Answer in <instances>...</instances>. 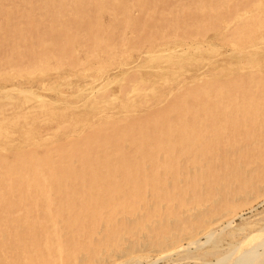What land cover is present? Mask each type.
I'll list each match as a JSON object with an SVG mask.
<instances>
[{
	"label": "bare ground",
	"instance_id": "obj_1",
	"mask_svg": "<svg viewBox=\"0 0 264 264\" xmlns=\"http://www.w3.org/2000/svg\"><path fill=\"white\" fill-rule=\"evenodd\" d=\"M33 1L36 8L21 15L24 25L42 28L48 21L53 25L51 33L56 32L57 26L64 28L66 22L60 20L66 18L60 7L46 13L41 6V2L50 4L52 0L29 2ZM95 1L85 0L88 5H98L95 7L100 11L103 6L98 3L100 0ZM219 1L228 5L226 10L230 12L225 16L222 10L223 17L220 11L214 15L221 20L212 21L215 26L222 25L220 35L224 34L214 40V47L225 54L238 55L242 61L264 49V15H259L264 11V0ZM132 2L141 12L139 21L149 22L147 32L142 25L137 26L140 32L113 26L107 28L111 38L105 40L95 28L89 31L95 24L92 19L77 29L69 27V31L61 32L76 41L67 49L69 56L64 53V59L71 61L68 60L63 79H90L83 80L73 91L54 86L55 77L47 78L50 72L46 78L41 74L29 76L32 71H43L49 63L58 64L63 60L62 52L58 56L47 55L35 61L32 68L20 70L27 76L24 81H14L9 75L13 82L0 84V103L6 97L16 98L5 105L4 113V106L0 108V198L6 187L12 196L9 205L18 212L14 222L10 212L0 209V264H156L175 252L199 246L210 254L220 242L224 228L233 226L236 208L264 197V71L253 70L247 65L249 61L228 66L209 63L208 67L204 61L198 64L195 75L173 81L169 89L167 83L158 86L157 77L170 71L168 64L176 62L175 54L213 47L204 39L211 30L202 24L210 12L204 8L194 17L183 15L178 10L182 5L179 0ZM201 3L208 8L207 0ZM155 6L161 7V18L142 12L152 11ZM123 7L127 20L128 8ZM33 11L37 12L32 14ZM100 23L104 31L105 26ZM157 29L161 31L159 35L181 43L174 47L166 42L156 43L138 51L131 62L120 65L118 78L125 95L109 93L117 78L106 69L107 58L116 59L129 52L119 51L117 43L122 36L133 37L132 32L136 31L138 35L145 32L140 37H146ZM23 30L12 26L7 32L22 38ZM197 33L201 38L194 36ZM89 34L92 46L102 43L103 47L95 51L88 48ZM255 41L259 43L253 45ZM188 54L178 57L190 62L192 55ZM139 69L150 75L130 77ZM247 72L252 81L245 83L241 77ZM49 95L54 96L53 100H47ZM90 99L95 104L90 103L92 108L81 112L84 116L72 114L75 108L83 109L82 102ZM68 111L72 113L63 117ZM45 117L50 122L43 124ZM87 128L89 134L84 133ZM93 128L98 132L93 134ZM4 143H12L10 147L17 155L3 166ZM38 149H44L50 158L33 156ZM47 171L50 172L46 174ZM29 201L35 207H27L25 203ZM7 222L17 223L11 233L7 232ZM258 230L227 250L224 248L211 264H264V250L258 249L264 245V235ZM258 237L263 240L255 244ZM8 244L14 247L7 248ZM247 244L252 246L244 249ZM247 252L250 258L246 259Z\"/></svg>",
	"mask_w": 264,
	"mask_h": 264
},
{
	"label": "rangeland",
	"instance_id": "obj_2",
	"mask_svg": "<svg viewBox=\"0 0 264 264\" xmlns=\"http://www.w3.org/2000/svg\"><path fill=\"white\" fill-rule=\"evenodd\" d=\"M29 1L30 0H0V29H2V30H0V79H1L0 80V84H2V85H7V84L11 83V81L13 82V80L15 81L17 79H19V80L22 79L21 81H24V79L27 78V76H26V74H23V75L20 74L21 73V72H19L20 70H23L24 68H32V65H33V63L35 61L38 62L39 60L46 58L47 55L48 56L49 55H51V56L52 55L58 56V55H61V52H62V54H63V60L60 61L58 64H52V63L50 64L49 63V64L46 65V67H45V69L43 71H38V70H35L34 72L32 71L31 73H33V74H31L29 76L30 77L31 76L33 77L34 75L41 74L42 76H44V78H46V76H47L46 74H48L50 72L48 74L47 78L49 79V78L55 77V79H54L55 80L54 86H57L58 85V87L60 89H63V90H66V91L71 92V91L74 90L72 88L78 87L80 85V83H82L83 80H87L88 77L87 76H85V77L84 76H82V77L81 76H75V78L72 77L73 79H71V78L70 79H63V77L66 74V72H65L67 70L66 67H67V65L70 64L69 61H71L69 58L68 59H64V56H65L64 53L66 52V55L68 57L69 56V53H67V49L69 47H71V45H75L76 44V41L75 40L68 39L67 36H65L64 33L61 35V32H63V29L64 30L65 29H68L67 31H69V27H71L72 29H77L78 27L83 26L84 24L87 23V21H89L90 19H92V21H94L95 24H94V26L89 31L94 30V28H95V30L97 31V33H99V35H100V37L102 39L105 38V40L106 39L108 40V39L111 38L110 37L111 36L110 32L107 31L108 30L107 29L108 27H111L112 28L113 26H115L116 28H122L120 30H124V31L126 30V28H129V30H132V29L135 30L136 29L137 32H140V31H138L139 29H137V28H140V27H144L145 26L143 31L147 32L148 28L151 27L150 24H149V22L146 21V19H144L143 21H139V17H140V13L141 12H140V10L135 5H133L132 0H100V2H98V3H100L103 6V8H101L100 11L98 9L96 10V7L98 5H96V4H90V5H88L85 2V0H83V1L82 0H77V2H75V0H61V3H59L58 0H52L50 2V4L42 3L41 2V6L46 8V10H47V11H45L46 13L47 12H50V11L52 12L53 11V8H56V7L59 8L60 7L62 13L65 14L64 16L66 18V20H60V21L62 23L63 22H66V23H63L65 25L64 28H62L60 26H57L56 27L57 30L55 29L56 32L55 33H51L50 32V27H53V25L50 24V22H48V21H46L47 23L45 22L46 25L43 26L42 28H40V27L38 28L37 26H28V25L26 26V25H24V23H26V22H25V20L23 19V17L21 15L22 14H25V12H26L25 10H27V9H31V10L34 9V8H31V7H35L36 8L35 1H33V2H29ZM94 1L95 0H93V2ZM114 1H116V2H114ZM179 1H180V4H182V5L179 7L178 10H180L181 11L180 13L183 14V15L185 14V15H190V16L194 17L195 15H198L199 14V11H201L202 9L205 8V9H209V12H210L209 16H211V14L214 16V15L217 14L218 11H220L219 12L220 17H223V13H221L222 10L226 12V13H224V15L227 16V12L228 11L226 10V7L228 5H222L219 0H212V1L211 0L210 1L207 0L208 8L202 7L203 3H201V0L199 2L197 0H195V1L194 0H179ZM210 2H212V3H210ZM216 4H219L220 6L219 5L216 6ZM95 5H96V7H95ZM124 5H125V7L127 6L128 12H129L128 13L129 14V18H127V20H126V18L122 14V11L123 10L121 8H124L123 7ZM171 6L174 7V5H171ZM104 7H106V8H104ZM155 8L156 9H154L152 11L151 10H143V11L141 10V11L142 12H145L146 15L148 14L149 16L154 17L155 19L161 18V10L162 9H159L158 10V8H161V7L160 6L159 7H156L155 6ZM102 9H103V11H102ZM214 9L217 10V11L215 12ZM110 11H112V12H110ZM36 12L37 11H33L32 14H34ZM229 12H228V14H229ZM96 14H98V15H96ZM261 14H259V15L261 17H263L264 11H262ZM99 16H100V18L102 20L99 18ZM216 16H214V18H210L209 17V19H208L207 16H205V21H204V19L202 20V21H204V22H202V24L204 25L206 23L204 26L207 25L206 27L208 28V30L209 29L211 30V31L209 30L210 32H208L207 35L204 37V39H206L207 41H209L211 44L214 43V40L216 38H218L220 36L222 37L224 35V34L223 35H220L221 34V31L223 30L222 25L219 24V25L215 26V24H216L215 22H217L218 20H221V19H217ZM227 18L224 19V20H227ZM214 19H215V22L212 21ZM236 20H238V22H240L239 21V18H237ZM100 22L102 23V25L105 26V27H103V29L105 28L104 31H102L101 30V27H99V23ZM126 23H127V25H126ZM208 23H210V24H208ZM217 23H219V22H217ZM232 24L233 25H236L235 23H232ZM138 25H142V26L137 27ZM7 26H8V28L9 27H12V26L13 27L14 26H19V28L21 30L23 28L24 30L22 32L25 33L24 34L25 36L22 37V38L16 37L15 34H13L11 32H7V29H8ZM90 27L91 26H89V28ZM47 28H49V29H47ZM98 29H99V32H98ZM67 31H66V33H67ZM100 31H102L103 33L105 32V33L102 34ZM136 31H133L132 32L133 37H129L128 35H124V36H122L121 41L117 43V46L119 48V51L125 50V49H129V52H127L123 56H120L119 58L116 57V59H115V57H108L107 58V61L108 62H107L106 65L108 66V64H110L111 62L112 63L108 67L106 66V69L108 68L109 70H112L113 74H115L114 77L117 78L115 84L113 82L111 83L112 88L109 90L110 91L109 93L116 94V95H119V96H124L125 95L124 94L125 93V89L124 88H121V84H120V80H119L120 76H118L121 73L120 69H122V66H120V65L122 63H124V62H131L133 60L132 58H134V55L137 54L138 51H140L141 49L144 50V49L149 48V47L151 48V46L152 45H155L156 43L166 42L171 47H174L178 43H181L180 42L181 40L180 41L171 40V39L169 40L168 39V36L159 35L158 33H161V31H159L158 29L155 30V31L148 32V35H146V37H140V36L144 35L145 32L144 33L141 32L142 34L138 35V33ZM218 32H219V35L217 36L216 33H218ZM149 33H151V34H149ZM173 33H176V32H172L171 31V34H173ZM53 34H56V37L53 36ZM129 35H131V34H129ZM9 36H10V39H9ZM90 36H92V35L89 34L88 37H90ZM194 36L196 38H201V36L199 35V33L195 34ZM88 37H86V38H88ZM183 37H185V36H183ZM164 38H165V40H164ZM185 38H187V37H185ZM211 38H213V39H211ZM66 39L69 40V41H67ZM88 39H89V42H90L91 37L88 38ZM256 39H258V38H256ZM262 39H264V37ZM23 40H25V41H23ZM61 40H62V42H61ZM63 41H65L66 44H65V42L63 43ZM157 41H159V42H157ZM5 42H6V44H5ZM51 42H53V45L52 46L50 45ZM149 42H150V44H149ZM256 42L257 41L253 42V45H256L257 43H259V42H257V43ZM45 43L46 44L48 43V44L46 45ZM4 45H6V46H8L10 48H12V47H14V48L10 49L8 47H5ZM18 45H19L20 48H18ZM130 46H131V48H129ZM212 46L213 47L210 46L211 48L210 47H205V48L197 49L195 51H185L184 54H182V52H181V54H175V56L173 58H174V60L176 62L175 63H172L170 66L168 64V68H169L170 71L167 72L166 75L163 76V77H157V78H159V79H157L158 80V86H164L167 83V86L168 87L166 89H169V87L173 86V81H176L177 79L188 78L190 76L195 75L196 73L199 72L198 71V68H199V65L198 64L199 63H203L204 61H205L204 63L206 64L207 67L209 66V63H211V64L216 63V64H220V65H223V66H228V65H232V64L233 65H236L239 62H243L244 63L245 61H246V63H248V61H249V63L247 65L250 66V67H252V68H255L253 70L264 71V69H263L264 68L263 67L264 66V60H262V59H264L263 58L264 57V49L263 48L262 49H258L257 51L254 52V54L252 53V54L248 55V57H247L248 60L246 59V60H243L242 61L238 55L225 54L224 51H222L221 49H218V48L214 47L213 44H212ZM99 47L100 48L103 47V44L101 43V44L96 45L94 47V45L92 46V44L90 42V47H88V48H92V51H95V49L97 50ZM2 49H5V50H2ZM13 49H15L16 52ZM50 49H51V52L49 51ZM9 50H11V51H9ZM52 50H53V52H52ZM19 51H21V52L19 53ZM48 51H49V53H48ZM89 51H91V49H89ZM135 51H137V52H135ZM258 52H260V53H258ZM261 52H263V53H261ZM46 53H48V54H46ZM188 53H191V55H192L191 56V61L190 62H182V60L180 59V56L178 57V55H185V54H188ZM255 53H257V55ZM258 54H260V55H258ZM16 57L18 59H15ZM2 58H3V60H2ZM256 58H257V62L258 63L255 60ZM10 59L12 61H10ZM6 60L9 61V62H5ZM113 60H114V62H113ZM213 60H214V62H213ZM260 60H261V62L259 63ZM66 61H67V63H66ZM19 63H20V65H19ZM246 63H244V64H246ZM21 64H22V66H21ZM54 65H55V67H54ZM256 65H258V66H256ZM101 67L104 68L105 66H101ZM257 68H259V69H257ZM33 69H35V68H33ZM61 72H63V73H61ZM8 73H10V74H8ZM63 74H64V76H63ZM9 75L10 76L11 75L13 76V78H12L13 80L9 77ZM148 75H150V74L144 72V70H142V69H139L138 72H135L134 74L130 75V77L131 76L133 78L142 77V76L148 77ZM24 76H26V77L24 78ZM250 76H251L250 72H247V74H245L241 78H242V80L245 83H248V81H252V79L250 78ZM34 77H36V76H34ZM56 77L58 79H56ZM127 77H129V76H127ZM4 78H5V81H6L5 83L3 81ZM259 78L261 80L260 82H262V80L264 79V78L262 79L261 77H259ZM61 79L63 81H60ZM73 80L74 81L76 80V81L74 82ZM88 80H90V79H88ZM61 82L63 83V88H62V83ZM263 82H264V80H263ZM75 84H76V86H74ZM248 86L250 87L251 86V83ZM163 89H165V88L163 87ZM52 97H54V96L49 95L48 98H47V100H50V99L53 100ZM15 100H16L15 97H6V98L3 99V102L0 103V108L2 106H4L3 107V113L5 111V108L7 106H9L8 104H12V102L15 101ZM90 100L87 101V102L84 100L82 102L83 104H85V107L83 106L85 109L84 108L82 109V107H81V109L75 108V109H78V110H75L74 109V112H73V110H71L73 113L68 111L67 114L65 113L62 116L65 117L67 115L66 116V118H67L69 116V114H71V113L72 114H75L76 113L75 115H78L77 117L84 116V114L81 113V112H84L86 110L87 111L90 110L92 108L91 105L93 103L95 104V102H94L95 100L94 101H92L93 99H90ZM150 100H152V99H150ZM90 103H91V105H90ZM94 104H93V106H94ZM5 105H7V106H5ZM79 114H81V115H79ZM10 117H12V115L9 116V118ZM45 119H47V117L44 118L43 124H46V123H49L50 122L49 120H45ZM88 129L89 128H87L84 133H86V134L88 133L89 134L90 133V130H88ZM91 132L93 134H95V132H98V131L96 130V128H93L91 130ZM6 144L4 143V145H3V150H4V152H3V159L5 158L3 160L4 161L3 162V166L6 165V164H8L9 162H12L16 158V155H17L16 154V151L11 148L13 146L12 143L11 144L10 143L9 144L6 143ZM9 147L12 149V151H9V150H11ZM6 148H7V150H6ZM43 150L44 149H38V152L37 151L34 152V155L33 156H36L38 158H41L42 160H48L47 157H49L50 155H47V153L44 154ZM5 151H7V152L9 151L8 152L9 154H7V152H5ZM13 153H15V154H13ZM50 171H52V170H50ZM50 171H47L46 174H48ZM59 172L61 173V171H59ZM53 178L54 177L51 178L53 180V181H51L52 183L54 182V179ZM51 179H49V180H51ZM55 186H56V184L53 183V188L56 190L57 187H55ZM4 191H5V193H4ZM6 191H7V188L6 187L5 188L3 187V192H1V198H0V209H3V212H6V213L10 212V214L13 217L12 220L15 222L16 219H17V217H18V212L15 211V209L13 210L12 207H10L9 203H12L11 202L12 201V196L10 195V193L8 191L7 192ZM8 195H9V198H8ZM5 197H6V199H5ZM10 197H11V199H10ZM255 200L254 201L252 200V203L249 202L250 204L247 203L248 205L247 204H244V205L238 206V208H236V211H238V214H237V216L235 217V219L233 221V226H229V227H227V229L224 228V230L221 232V235L222 236L219 239L220 242L217 243V244H215L213 246V250H215V251H213L210 254H208V251H207L208 249H206V248H204V249L201 248V250H200V246L198 248L195 247V249H193L194 247H190V248H187L188 250L186 249V250H181V252L180 251L175 252V253H173V255H171L170 257H168V259H165L162 262H158L156 264H175V263L176 264H179V263L180 264H211V262L216 259L215 257H219L221 255V251H223L224 248L226 249V247H227V249H228V247L232 246L233 244H236V243L238 244V242H240L241 239H243L244 237H247L248 235H250L253 232H256L258 229H259L258 230L259 232H260V230H262L261 233H263V235H264V197L263 198L262 197L256 198ZM260 202H261V204H260ZM25 204L26 205H29V206H27L29 208L35 207V205L34 204H31L30 201L29 202H26ZM4 205H5V207L7 209L4 207ZM20 206L21 205H19V207ZM1 207H3V208H1ZM35 209H33L34 212H36ZM238 209H240V210H238ZM14 212H15V214H14ZM242 215H243V217L245 216L244 219H243ZM255 215L258 216V217H256ZM253 216H255L256 218L253 217ZM244 221H246V222H244ZM6 224H7V226L10 225V228H9V226L8 227L6 225L5 226H6L7 232L11 233V232L14 231L13 227H16V224L17 223L7 222ZM13 224H15V226H13ZM234 227H236V228H234ZM8 229H10V230H8ZM236 229H239V231H236ZM232 231H234V232L232 233ZM225 234H227V236ZM24 236L27 237L25 234H24ZM259 238L260 237L257 238L256 243L253 240L251 242V244L252 245H254L253 243L259 244L261 242V240H263V237H261L262 239H259ZM9 245L10 244L7 245V248H13L14 247V245H12V244L10 245V247H9ZM16 245H18V244H16ZM252 245H249L248 246V244H247L246 246H244V249H248ZM190 249H191V251H190ZM258 249L264 250V245L259 246ZM192 250H194V251H192ZM184 251H185V253H183ZM197 251H199V252L197 253ZM208 256H209V258H208ZM245 256H246L245 257L246 259L247 258H250L249 252H247L245 254ZM196 257H198V258H196ZM246 259H243V260H246ZM205 260H207V261H205ZM232 264H236V263L233 262Z\"/></svg>",
	"mask_w": 264,
	"mask_h": 264
}]
</instances>
